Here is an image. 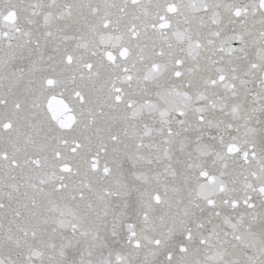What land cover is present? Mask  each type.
Instances as JSON below:
<instances>
[{"label":"snow or ice","instance_id":"1","mask_svg":"<svg viewBox=\"0 0 264 264\" xmlns=\"http://www.w3.org/2000/svg\"><path fill=\"white\" fill-rule=\"evenodd\" d=\"M0 264H264V0H0Z\"/></svg>","mask_w":264,"mask_h":264}]
</instances>
